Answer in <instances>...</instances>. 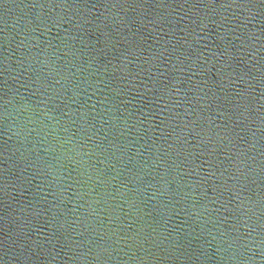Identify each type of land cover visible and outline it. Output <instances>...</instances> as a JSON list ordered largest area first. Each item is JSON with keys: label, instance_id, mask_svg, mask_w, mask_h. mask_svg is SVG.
<instances>
[{"label": "water", "instance_id": "1", "mask_svg": "<svg viewBox=\"0 0 264 264\" xmlns=\"http://www.w3.org/2000/svg\"><path fill=\"white\" fill-rule=\"evenodd\" d=\"M0 264H264V0H0Z\"/></svg>", "mask_w": 264, "mask_h": 264}, {"label": "clouds", "instance_id": "2", "mask_svg": "<svg viewBox=\"0 0 264 264\" xmlns=\"http://www.w3.org/2000/svg\"><path fill=\"white\" fill-rule=\"evenodd\" d=\"M45 63H47V61H45ZM10 103V102H9ZM15 127L13 126V128L12 129H10V131H12L13 129H14ZM16 135H19V133L17 132V133H15ZM24 135H26V133H24Z\"/></svg>", "mask_w": 264, "mask_h": 264}]
</instances>
